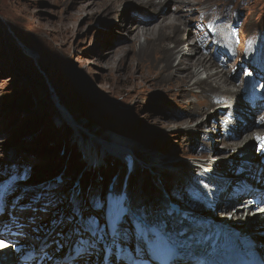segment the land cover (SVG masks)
I'll list each match as a JSON object with an SVG mask.
<instances>
[{
  "label": "rangeland",
  "instance_id": "1",
  "mask_svg": "<svg viewBox=\"0 0 264 264\" xmlns=\"http://www.w3.org/2000/svg\"><path fill=\"white\" fill-rule=\"evenodd\" d=\"M152 1L154 5L144 9L136 0H0V223L10 221L18 228L17 217L20 220L24 217L25 222L37 219L35 223L31 222L34 227L27 226L25 237L29 234L31 240H23L18 249L10 247L0 254L4 255L0 264H10L18 259L21 264H33L24 259L32 245H45L55 232L51 222L57 217L70 215L74 205H79L83 213L102 204H110L107 209L112 214L121 212L111 207L119 195L127 199L125 193L118 195L121 182H116V175L102 177L113 164L114 171H118L114 158L129 160L131 165L124 173L132 172L137 181L143 176L145 190L153 184L151 179L156 172L162 169L182 167L179 169L185 172L190 189V183L196 181L194 193L187 192L186 184L181 186L178 181L172 184L173 192L175 189L182 191L183 197L180 196L177 206L183 210V216L166 212L140 217L142 221L139 223L127 220L131 223H126L128 226L124 227V232L134 236L137 249L143 245V241L140 246L136 243L141 230L155 232L157 239L160 237L165 244H175L182 249L183 240L178 236V230L187 226L186 231L191 232L198 216L204 214L208 219L209 229H204L203 239L220 233V224L227 221L224 214L232 207L223 208L222 203L217 206L199 193L203 184L193 178V172L191 176L186 175L189 172L186 167L189 162L203 161L205 154L226 156V159H233V162L227 160L226 164L229 161L235 163L238 160L235 149H226V142L215 141L218 136L208 138L207 132L197 130L195 135L180 132L173 136L168 128L162 127L158 123L160 119L177 123L190 119L194 120L193 124L195 119L205 118L207 114L200 117L190 111L197 101L195 94L183 97L174 90L158 88L144 79L143 71L134 60V37L127 28L129 21L139 18L147 21L146 27L157 26L162 17L169 16L178 6L174 0ZM189 1L191 4L185 7L189 9L184 17L188 18V40L192 45L197 39L202 44V38L207 41L204 54L215 66H222L227 79L236 85V101L244 108H250L254 101L252 108L262 107L250 109L249 122L253 125L250 130L261 125L264 119V113L260 115L264 112V0ZM180 12L184 13L183 10ZM219 33L230 34L234 48L244 44L242 52L234 53L225 45L222 50L221 44L215 40ZM125 73L129 81L118 79L126 76ZM247 96L252 100L247 102ZM66 107L75 118L69 112L65 113ZM214 111V108L208 109L209 113ZM222 114L224 112H218L213 120L200 124L198 129L209 130L208 124H218L217 119L221 122L219 117ZM239 125L240 132L242 122ZM216 126L218 131L221 124ZM98 131H108L133 141L139 152L135 153L136 156L126 155L121 149L95 140L91 136ZM246 136L244 134L241 138L240 134L233 140H244ZM244 142L254 145L244 159H257L256 162L264 166V153L259 150V143ZM167 144L173 145L174 150L167 151ZM195 145L201 151L197 154L198 159L191 160L186 157L185 150ZM87 152L104 155L106 163L91 168ZM149 155L157 158L151 159ZM195 164L192 167L196 168ZM208 171L215 179L212 192L216 198L222 193L228 198L235 185L244 184L251 178L246 170L224 174L212 167ZM141 173L143 175L139 176ZM48 177L36 189H28L25 185L29 181L42 182ZM159 189L148 190L138 201L128 204L131 206L120 205L125 210L123 214L130 207L136 209L139 216L152 206L168 203L171 198L168 189ZM49 199L52 206L45 211L44 205ZM98 212L96 215L100 217L103 211L98 209ZM256 221L255 227L250 225V228H258V224L263 226L262 218ZM95 226L99 228L98 238L103 237L98 239L103 246L99 255L86 264H103V255L106 256L104 244L108 241V234L112 233L107 229L109 221L102 220ZM5 228L3 233L10 237L8 242L13 245L17 240L11 237L17 233ZM257 231L264 229L255 233ZM70 250L68 246L56 247L47 255V263L60 262ZM237 252L243 254L244 251ZM262 255L264 260V250ZM175 256L189 257L190 254L181 251ZM244 261V264L250 263Z\"/></svg>",
  "mask_w": 264,
  "mask_h": 264
},
{
  "label": "bare ground",
  "instance_id": "2",
  "mask_svg": "<svg viewBox=\"0 0 264 264\" xmlns=\"http://www.w3.org/2000/svg\"><path fill=\"white\" fill-rule=\"evenodd\" d=\"M136 1L139 3L138 5L143 7L144 9L154 5L152 0H136ZM174 1L178 3L177 9L174 12H172L169 16L162 17L160 22L157 23L158 24L157 26L153 25L150 27H146L147 21L140 20L139 18H134V19L132 18L129 21V25L127 28L128 31L132 33L133 35L132 37H134L132 44V49L134 52V60L139 66V68H141V70L143 71L144 73L143 78L146 80H150L151 84L155 85L156 87L158 86V88L161 87L168 91L174 90L180 96L183 97L189 95L190 93L196 95L197 97L196 104L191 106L190 111L193 114H196L197 116L199 115L200 117L201 115L206 113L207 115L205 116V118H199L200 120L195 119L196 122H194L193 124H191V122H193L194 120H190V119H187L186 121L180 123L169 120L157 119L158 123L161 124L162 127L168 128L171 134H173V136L179 134L180 132H185L188 135H195L196 132H198L197 130H199L203 133L207 132L208 134H210L208 135L207 133H205L208 138L212 136L213 137L218 136V139H215V141L226 142V146H225L226 149L228 148L235 149V153L237 154L236 157H238V160L237 162L232 163L233 165L230 164V161L233 162L232 158L226 159L227 158L226 156L225 157L212 156L211 154H205L202 156L204 157L203 161L201 162L198 161L197 164L194 163L196 161H194L193 163L191 162L187 163L186 169L189 172H186V175L191 176V173L193 172V178L195 177L196 180H198L203 184V189L199 188V193L203 194L210 202L213 201V203H215V205L217 206L221 205L222 203L224 204L222 206L223 208L232 207V209L228 213L224 214V218L228 217V222L236 221L237 223L236 226H240V225L243 226L244 224L242 225L241 222H244L248 218L247 220H250V225H253L254 223L256 224L257 223L256 220L261 218L264 220V215H260L256 217L257 219L254 220L252 219L253 214L258 209V208L255 209L257 204H253L252 202L259 201L263 197L262 195L264 194V166L259 162H256L257 159L253 158L250 161L244 159L248 157L247 155H250V150L254 149V145L250 146L251 144L248 145V143L244 141H250V143L258 142L259 150H261L264 153V121H263L264 119H262L263 122L261 121V125L255 126L254 124L255 127L250 130L251 126H253L252 124L250 125L249 122L250 109L254 105L255 101L250 105V108H244L241 106V104H239L236 101L235 98L238 95V92H236L235 90L236 85H234L232 81L227 79V77L225 76L226 71L223 68L221 69L222 66L220 67L218 64L215 66V64H213L212 59H210L207 55L204 54L205 52L204 50H206L207 47V41H205V39L202 38L201 40L204 42L202 44L200 39H197L198 40L197 43L192 45V43L188 40L187 29L189 28H186L188 18H184V17L187 15L186 12L189 9V8L186 9L185 7L191 4V2L189 0H174ZM161 3L163 2H160V4ZM201 4L203 3L201 2ZM198 5L200 6V3H198ZM182 10L184 11V13L180 12ZM206 10H208V8ZM142 39L144 40L142 41ZM215 40L219 44H221L222 50L224 47L223 45H225V47H227L226 49L233 50L234 53H241L244 47L243 44V47L235 46L234 48V44L232 43L233 39H231L232 41L230 40V34L228 33L227 34L219 33V35L215 37ZM186 45H189L190 47L187 48ZM176 60L177 63H175ZM205 73L207 75L204 77L203 74ZM118 79H121L123 81L124 80L129 81V76L128 75L123 77L119 76ZM196 90L199 91L196 92ZM230 100L232 102H228ZM250 100L252 99L249 98L247 102ZM209 108H214L215 111L213 113H209L208 112ZM260 108L262 107L257 106L256 108H252V110H259ZM66 109L67 110H64L66 114H68L69 112L70 115L72 116L74 115L72 114V111H70L67 107ZM218 112H224V114H222L223 116L221 115V117H219L221 122H219L217 119L216 121L218 124L215 123H214L215 125L208 124V126L210 127L209 130L198 129L200 124H204V123L206 124L208 123L209 120H213ZM263 113L264 112H261L260 115ZM167 115L169 114H166L165 116ZM73 117L75 118V115ZM239 122L240 123L242 122L243 125L240 132L238 131V128H240ZM219 123L221 124V128L219 126ZM216 125L219 126L218 131ZM78 126L80 127L81 125ZM240 134H241V138L242 136H244V134H247V136L245 137L244 140L239 139L237 142L234 141L233 138H236ZM93 135L91 137L94 138L95 140H99L105 143L107 146L110 147L113 146L112 148L114 149L117 150L121 149L123 154L129 155V153H131L135 155V153L139 152L133 141L114 136L110 134L108 131H104L103 133L102 132L100 133L99 131L93 132ZM108 135L111 136L109 137ZM242 144H247V145L242 147ZM132 147L135 148L137 152ZM238 148L241 149V151H237ZM203 149L205 148L203 147ZM166 150L167 151L174 150L173 145L167 144ZM206 150L208 149L206 148ZM200 151L201 149L198 146L196 145L190 146L185 150L186 157H188L191 160L192 159L196 160L198 159L199 156L197 154H199L198 152ZM87 154L91 168L92 167L97 168L101 164L106 163L105 160L106 157H104V155L98 156L95 155L96 153L89 154V152H87ZM150 158L155 159L157 157L152 156ZM114 160L117 163L118 171L117 172L114 171V164H113L111 166V169L105 172L102 175V177L104 176L103 178H108L111 177L112 175L113 176L116 175L117 178L116 182H121L120 185L121 189L118 191L119 192L118 195L125 193L127 194V199L124 196L119 195V198L123 197L122 198L123 200L120 202V205L124 206V203L125 206H127L128 204H133L136 201H138V199L142 198L143 195L148 190L150 191L155 190V188L156 191H158L159 188H162L163 190L168 189V193L170 194L171 198L168 201V203L161 206H156V205L152 206L150 207V209L144 210V214L142 212L141 213L139 212L140 214L139 217L137 218L138 222L136 223H139L141 221V218H145L146 215L154 216L158 213L167 212L176 215L177 217L183 216L182 215L183 210L181 209L180 206H177L179 204L178 200L180 201V196L183 197L182 191L179 192L178 189H175L174 190L175 193H174L172 189L173 187L172 184L176 183L177 181L181 184V186L186 184L184 188L186 187L187 192L194 193L195 192L194 184L196 181L190 183L191 184L190 185L191 189H190L188 183H186V177H184L185 172L179 169L182 167H174L176 169L169 168V169H162L157 171L156 174L151 179L152 180L151 182H153V184L150 186V188H148V190H145V188L142 185L143 176H140L143 175V173L139 174L140 180L137 181V179L134 178L135 175H133L132 172H128L126 174L124 173L128 170V168L131 165L129 160L116 159V158H114ZM227 160L230 161L226 164ZM194 164L196 168L192 167V165ZM212 167L219 169V171L224 174H228L230 172H234L237 170L238 171L246 170L247 172H249L251 178L248 182L244 184L235 185L234 189L231 191V195L228 198H224V193H222V195L219 197L217 196L216 198L214 193L212 192L213 185L215 184L214 183L215 179L213 176H210L208 171ZM216 173L218 175V172ZM194 174L197 175L195 176ZM217 178L219 181H221V179H219L218 176ZM259 180L261 181L258 183ZM154 182L156 183L157 186L155 185ZM235 202H237L238 204H235ZM173 205H176V207H173ZM107 207H108L107 205L102 204L93 209H89L84 213L86 220L89 216L93 218V221L91 223L92 228H96L95 225L101 224L102 220H105L106 222L109 221L111 228H113V232L111 234L110 233L108 234V241L104 244L106 249H110V252L107 261H106V256L104 257L103 255V260H102L103 264L106 263L133 264V262L138 261L140 259V256L146 254V252L150 255L152 252H156L159 249L167 248L162 238L159 237V239H157L158 237L157 233L141 230L138 232V235L136 237V243L140 246V243L143 241V245L141 247H138L137 249V246H135V244L133 243L134 236L132 234L129 235L124 232L126 231L124 227L128 226L126 225V223L129 224L131 223L128 222L127 220L130 219L134 220L132 216L128 213V211H126L125 214H123L124 211L122 210L123 212H121V214L118 217L115 216L109 217L108 215L109 208L107 209ZM111 207L113 209V206ZM98 209L103 211V214L100 217L97 216L100 212V211L98 212ZM177 210H179V213ZM11 215L13 216V214ZM203 217L206 218L207 216L203 214L198 216V219ZM21 219L22 220H20L19 217H17L16 219L18 228L13 227L14 224H10L9 223L10 221L7 223H2V224L0 223V225H2L0 226V236L8 237L7 234L3 233L4 231L3 227L6 226L5 229L10 228L9 230L11 232L17 233V236L11 237L13 240H17L16 242L18 241L22 242L23 240L26 241L29 237V234L25 237L26 235L25 233H27V228H28L27 226L32 225V223H35L37 219L33 218L31 219V221H26V222L24 217H21ZM228 222L223 221L220 224V230H222L220 239L226 241L225 246L228 248L227 249L229 253L228 258H230V262H232L231 264H244V262H246L244 260L246 259L244 258L243 254L237 252L240 249L233 246L228 241V237L226 236V234L229 233V229H230ZM77 223H79V221H77ZM262 224L263 226L262 227L260 226L261 228L259 227L258 224L257 226L258 228L256 229L251 228L250 230H252V232H256V230L262 228L264 229V223ZM120 226L122 227L118 230ZM186 227L187 226H185V228ZM204 228L205 230H208L209 225L204 226ZM181 229L183 228H180L178 230V236L181 237L182 240L185 242L187 241L185 239V236L182 235L183 233L179 232ZM58 231L59 229H57L54 232L51 239H49V241L45 245L41 247L37 245H32L31 250L25 256L24 259H26V261H28L29 263H33V264H37V263L48 264L47 255L49 254V252L53 251L56 248V244L54 243V241L58 239L56 235V232ZM98 234L99 233H97L96 237L92 238L96 242V246L95 248L90 250L91 255H84L83 257H77L76 252L74 250H70L60 262H55L54 264H86L87 262L96 258L99 255L101 246H103L102 244H100L98 240L100 239L98 238ZM193 241L195 242L194 239ZM10 243L12 242H9V246H11ZM249 245H250L249 241H244L242 243L243 248L241 251H244V249L248 248ZM150 249L152 252L149 251ZM196 261L197 258L194 256L178 257L172 254L169 257V264H186L185 262H188V264H193ZM10 264H21V260L20 259H18L17 261L13 260L12 263ZM247 264H258V263L250 262Z\"/></svg>",
  "mask_w": 264,
  "mask_h": 264
},
{
  "label": "water",
  "instance_id": "3",
  "mask_svg": "<svg viewBox=\"0 0 264 264\" xmlns=\"http://www.w3.org/2000/svg\"><path fill=\"white\" fill-rule=\"evenodd\" d=\"M47 179H44L42 182L34 183L29 181L28 188H38L40 185L44 184ZM243 226H236V221L228 223L230 226L229 233L226 234L228 237V241L235 247L242 250V243L244 241H249V247L244 249L243 256L249 262H256L258 264H263V255L262 251L264 250V231H259L257 233L252 232L250 230V220H245L241 222ZM194 230H198V226H194ZM244 231V232H243ZM183 233L185 236V243L187 246L193 245V236L197 232H187L184 228L179 231ZM220 235L212 238L211 240H207L204 246H200L199 242L192 246V252L195 254L202 253L206 256L207 262L206 264H231L228 248L225 246L226 241L220 239ZM204 249V250H203Z\"/></svg>",
  "mask_w": 264,
  "mask_h": 264
},
{
  "label": "snow or ice",
  "instance_id": "4",
  "mask_svg": "<svg viewBox=\"0 0 264 264\" xmlns=\"http://www.w3.org/2000/svg\"><path fill=\"white\" fill-rule=\"evenodd\" d=\"M41 198L42 197H37V199ZM51 206L52 200L49 199L44 205L45 211ZM261 210L264 211V209ZM92 220L93 218L91 216H89L87 220L85 219L83 210L79 205L73 206L70 215L55 218L51 223L53 231L59 229V231L56 232L58 239L54 241L56 247L58 249H63L65 246H68L71 250L76 252L77 257L91 255L90 250L96 246V242L92 238L96 237L99 231L98 226L96 228L91 227ZM77 221H79V223H77ZM100 239L102 240L103 237L101 236ZM6 247H8V245L4 242V239H0V248Z\"/></svg>",
  "mask_w": 264,
  "mask_h": 264
}]
</instances>
